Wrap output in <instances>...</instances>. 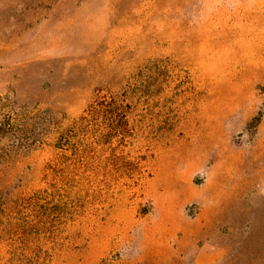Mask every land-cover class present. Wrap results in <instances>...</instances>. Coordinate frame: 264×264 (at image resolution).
<instances>
[{"label":"rangeland","instance_id":"1","mask_svg":"<svg viewBox=\"0 0 264 264\" xmlns=\"http://www.w3.org/2000/svg\"><path fill=\"white\" fill-rule=\"evenodd\" d=\"M263 180L264 0H0V264H264Z\"/></svg>","mask_w":264,"mask_h":264},{"label":"crops","instance_id":"2","mask_svg":"<svg viewBox=\"0 0 264 264\" xmlns=\"http://www.w3.org/2000/svg\"><path fill=\"white\" fill-rule=\"evenodd\" d=\"M102 30V27H98V32L96 33V36L93 38L92 43H89L90 48L91 45L92 47L95 46L99 42V37L97 39V34L99 35ZM78 48L82 49V53H85L91 49L88 48V43L83 42L78 44ZM81 53V52H79ZM261 193L264 197V180L262 184V189ZM225 257V250L220 247L216 246L214 244H202L201 246L198 247L196 254H195V259L194 262L195 264H221L222 261L224 260Z\"/></svg>","mask_w":264,"mask_h":264},{"label":"trees","instance_id":"3","mask_svg":"<svg viewBox=\"0 0 264 264\" xmlns=\"http://www.w3.org/2000/svg\"><path fill=\"white\" fill-rule=\"evenodd\" d=\"M99 108L102 109V113L103 115L106 117V122L108 123V125L110 126V128H118V126L121 125H126L127 120H126V111L123 108V106L120 108L119 104H118V100H116L115 98H111L110 100H105L103 103H101L99 105ZM95 108L91 107L88 110V114L95 112ZM121 116V119L119 120V123H116V121L113 119L115 118V116ZM46 131V130H45ZM61 136L59 135L56 139V146L58 142L60 141ZM257 233H252L249 236L251 237H256ZM26 259L23 256H19V257H13V259L11 260L12 264H25Z\"/></svg>","mask_w":264,"mask_h":264}]
</instances>
